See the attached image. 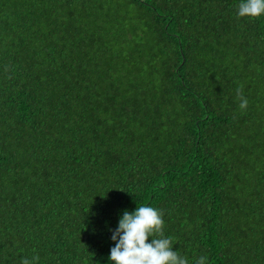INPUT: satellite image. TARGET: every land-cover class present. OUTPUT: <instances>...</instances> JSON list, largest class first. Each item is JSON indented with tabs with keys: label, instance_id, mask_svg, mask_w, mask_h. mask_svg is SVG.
Wrapping results in <instances>:
<instances>
[{
	"label": "trees",
	"instance_id": "1",
	"mask_svg": "<svg viewBox=\"0 0 264 264\" xmlns=\"http://www.w3.org/2000/svg\"><path fill=\"white\" fill-rule=\"evenodd\" d=\"M240 2L0 0V264H112L141 205L189 264H264V15Z\"/></svg>",
	"mask_w": 264,
	"mask_h": 264
},
{
	"label": "clouds",
	"instance_id": "2",
	"mask_svg": "<svg viewBox=\"0 0 264 264\" xmlns=\"http://www.w3.org/2000/svg\"><path fill=\"white\" fill-rule=\"evenodd\" d=\"M237 18L256 19L264 15V0H241ZM239 108L246 110L248 100L242 94V86L236 90ZM164 213L150 206H137L125 210L118 227L111 236L115 246L110 249L112 264H189L187 257L173 250V240L164 234ZM149 238L151 241L149 242ZM39 256L25 257L21 264H38ZM207 257L195 258L194 264H206Z\"/></svg>",
	"mask_w": 264,
	"mask_h": 264
}]
</instances>
